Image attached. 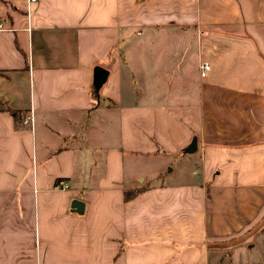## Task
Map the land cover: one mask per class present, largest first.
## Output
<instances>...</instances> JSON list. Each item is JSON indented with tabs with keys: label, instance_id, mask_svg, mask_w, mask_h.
I'll return each instance as SVG.
<instances>
[{
	"label": "crops",
	"instance_id": "1",
	"mask_svg": "<svg viewBox=\"0 0 264 264\" xmlns=\"http://www.w3.org/2000/svg\"><path fill=\"white\" fill-rule=\"evenodd\" d=\"M27 1L0 0V264H264V0Z\"/></svg>",
	"mask_w": 264,
	"mask_h": 264
},
{
	"label": "water",
	"instance_id": "2",
	"mask_svg": "<svg viewBox=\"0 0 264 264\" xmlns=\"http://www.w3.org/2000/svg\"><path fill=\"white\" fill-rule=\"evenodd\" d=\"M92 77L94 80V88L98 89L100 85L104 82L105 80V75L106 72L102 70L101 68H94L92 72ZM196 150L195 148V138H192L190 140V143L185 147L184 153L190 155ZM69 209L76 214H81L82 213V204L76 200H74L71 204Z\"/></svg>",
	"mask_w": 264,
	"mask_h": 264
},
{
	"label": "built area",
	"instance_id": "3",
	"mask_svg": "<svg viewBox=\"0 0 264 264\" xmlns=\"http://www.w3.org/2000/svg\"><path fill=\"white\" fill-rule=\"evenodd\" d=\"M27 2H28V4H32V3L35 2V0H28ZM208 69H209V67H208V65L205 64V63H203V64H201V65L199 66L198 71H199V75H200L201 78H203V76H204L205 73L208 71ZM30 123H31V116H29V115H27V117H25V118L22 120V122H21V124H23V126L30 125ZM61 188H65V185L62 184V185H61Z\"/></svg>",
	"mask_w": 264,
	"mask_h": 264
},
{
	"label": "trees",
	"instance_id": "4",
	"mask_svg": "<svg viewBox=\"0 0 264 264\" xmlns=\"http://www.w3.org/2000/svg\"><path fill=\"white\" fill-rule=\"evenodd\" d=\"M12 114H14V113H12ZM13 117H15V115H13ZM137 192H139V190L138 191H134L133 193H131V194H129V193H124L123 195V200L124 201H128V200H131V199H133V197L136 195V193Z\"/></svg>",
	"mask_w": 264,
	"mask_h": 264
},
{
	"label": "rangeland",
	"instance_id": "5",
	"mask_svg": "<svg viewBox=\"0 0 264 264\" xmlns=\"http://www.w3.org/2000/svg\"><path fill=\"white\" fill-rule=\"evenodd\" d=\"M167 170H168V169L166 168V169H165V172H167ZM161 175H162V174H161Z\"/></svg>",
	"mask_w": 264,
	"mask_h": 264
}]
</instances>
